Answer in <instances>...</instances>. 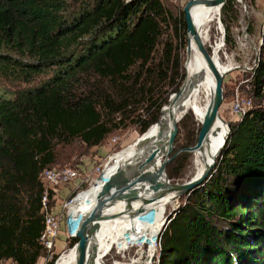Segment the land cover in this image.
<instances>
[{
    "label": "trees",
    "instance_id": "obj_1",
    "mask_svg": "<svg viewBox=\"0 0 264 264\" xmlns=\"http://www.w3.org/2000/svg\"><path fill=\"white\" fill-rule=\"evenodd\" d=\"M237 19L233 0L228 47ZM183 29L185 49V15L162 0H0V264L45 256L42 175L58 148L158 124L178 92ZM252 77L258 105L231 123L211 177L183 197L158 264H264V57Z\"/></svg>",
    "mask_w": 264,
    "mask_h": 264
},
{
    "label": "rangeland",
    "instance_id": "obj_2",
    "mask_svg": "<svg viewBox=\"0 0 264 264\" xmlns=\"http://www.w3.org/2000/svg\"><path fill=\"white\" fill-rule=\"evenodd\" d=\"M162 1L165 5L172 8L175 11L176 15L181 18L182 14L184 13V7L189 0ZM241 1H243L244 4L235 1L238 19L235 20L232 26L233 43L230 45V47H228L226 44V28L223 25L222 17V25L218 24L217 18V21H212L205 30V38L207 42L205 45L208 49L211 48V52L213 55L217 44L221 40L223 41L221 63L223 67L228 70L229 74L226 76L224 82L225 98L220 109V114L221 117L230 124V126L231 123L235 124L240 120H238L232 112V108L234 107L236 101L239 99L238 96L245 101H251L252 109L254 106L258 105V101L255 98L253 92V87L250 83L253 78L252 74L254 73V70L258 67L260 60L264 57L262 50V39L264 35V0ZM246 33L248 35H246ZM181 36L182 37H180L179 41V51L181 55L180 71L182 77L180 76L178 79V91L179 89H181L180 87L182 82L183 86L186 81V64L188 60L189 47V41L187 38V47L184 49L186 43V35L184 29L181 31ZM104 40L105 39L103 38L102 42H104ZM173 91L174 88L171 89L168 98H170V96L172 97L175 94ZM198 100L199 107L203 108L206 106V97L200 96ZM169 101L170 100H168L167 104H169ZM261 103L264 104V100H262ZM164 108L162 109L164 110ZM189 113L190 115H192L191 118L183 120L184 117ZM151 114L152 112L147 113L144 116V120L147 118V120H149L151 118ZM181 122L183 123L181 124ZM201 125L202 122L198 118L194 109H190L189 111H187L183 118L179 120V131L175 142V152H179L176 160H180L182 158L181 166L178 164H172L165 168V174L167 175V178L169 179L171 184H182L190 181L194 179L204 168V162L199 152L188 156L184 151L185 149L190 148L195 144L197 135L201 129ZM141 127L142 126L139 123L136 125H132L128 129H125L123 131H118L111 135L101 146L98 147L88 148L84 145L76 144L66 149H63L62 147L61 149L58 148L60 158L58 159V163L54 169L62 170L70 168L78 172H83L85 170L87 172L91 171L93 167L97 166H102L105 169L107 166H109V163L113 168L117 165V163L129 158H125V155L130 153V151L134 149L138 150V140L146 136L153 128L151 127V129L145 135H141ZM222 143L223 141L220 143L219 148ZM108 171H105L104 174ZM104 174L102 172L101 176L95 175L92 181L89 180L85 183L86 185L80 187L79 189H77L74 185H66L57 186L52 190V187H50L45 182L46 187L51 189L54 193V198L51 200V207L54 213L58 214V217L62 219V224L59 238L55 243V247L50 253L46 251L45 256L39 260V264H48L49 262L53 261L54 258H56V264H59V261L63 257L68 256L75 249L77 244L73 246L72 239L74 238L71 234L74 221L78 213L86 206L85 204L93 194L95 182L98 181V179ZM84 179L85 178H82V180ZM76 182L79 183L78 181ZM42 183L44 184L43 177ZM78 194L80 195L77 197ZM183 197L178 199L175 203L169 204L165 207L166 219L168 218V216H170L171 219L174 213H176V211L182 204L181 202L184 199ZM73 200V203L75 205L71 208V215L73 216L72 218L70 217L69 208L70 203H72ZM160 212L161 210H157L152 214L145 212L143 216L138 218L140 220V223L136 225V228L134 230L129 229L124 231L121 240L114 245L117 246L121 251L116 247L113 248L111 252H109V254L102 259L103 263L150 264L153 258L152 264H158L161 245L160 238L170 224L169 219V221H166V224L164 223L162 227L163 221ZM117 224V222H110L105 225L102 230H104L109 225L111 226ZM69 225L70 227L72 225L70 229ZM137 228H139L138 231ZM154 232L157 234V236L155 242H152Z\"/></svg>",
    "mask_w": 264,
    "mask_h": 264
},
{
    "label": "water",
    "instance_id": "obj_3",
    "mask_svg": "<svg viewBox=\"0 0 264 264\" xmlns=\"http://www.w3.org/2000/svg\"><path fill=\"white\" fill-rule=\"evenodd\" d=\"M200 0H189L184 7L185 21L187 25V38L189 43H193L202 57L205 59L209 70L211 71L215 79V92L212 101L209 105L206 117L201 125V129L197 135L196 142L190 148L185 149V154L188 156L199 152L204 147V143L208 140L209 134L220 120L228 129V134L226 139L219 150L216 158L209 163L205 171L197 178L187 181L182 184H171L169 179L165 183H159L157 175H152L149 178L147 184L143 186L144 190H141L144 194L141 195L140 187H136L137 184L141 183L143 171L148 167L147 164H141L139 166V174H135V165L137 161L128 159L123 163L121 167L118 168L116 174L111 176L109 179L105 180L103 184V189L97 196L96 203L94 207L88 211L81 220L80 228L72 235L73 238L78 239L79 242L76 245L77 249V260L76 264H96L98 260V234L102 230L103 226L108 223L123 218L125 216L135 215L136 212L135 204L141 202L144 205L149 204H163L168 205L172 203L175 199L181 198L185 195L190 194L196 188L203 185L212 175L214 169L217 166L216 159L220 158L228 144L230 139L232 129L230 124L221 117L220 109L224 102V82L225 78L229 73H222L218 68L214 55L207 48L193 18V9L199 4ZM233 0H210L205 2V8H215L219 9L218 24L222 25L221 17L222 11L231 3ZM238 3H243L241 0H234ZM246 35H248L246 33ZM224 40V36H223ZM191 86V84H190ZM163 115V109L161 111V117ZM160 117L159 125L162 124V119ZM179 121H176L172 134L168 142V154L165 157L164 154L157 148V144L163 145V133L161 130L157 131L156 138H151L149 136H144L140 138L137 142L140 149H147L151 153V159H162V164L158 167L156 174L161 170L167 168L172 164H178L181 166V159L176 160L179 152H175V142L178 135ZM217 159V160H218ZM95 183L97 185L99 180ZM153 181V182H152ZM150 185V186H149ZM152 195L149 196V194ZM173 195L170 200L165 201V198ZM140 213V212H137ZM170 216L166 219L168 222ZM170 222V221H169ZM166 224V223H165Z\"/></svg>",
    "mask_w": 264,
    "mask_h": 264
},
{
    "label": "bare ground",
    "instance_id": "obj_4",
    "mask_svg": "<svg viewBox=\"0 0 264 264\" xmlns=\"http://www.w3.org/2000/svg\"><path fill=\"white\" fill-rule=\"evenodd\" d=\"M208 1L210 0H200L199 4L196 5V7L193 9V18H194L195 24L205 44L207 43L206 38H205V30L207 26L212 21L214 20L217 21V18L219 17V9L205 8L206 6L205 2H208ZM222 45H223V41L221 40L217 44L214 50V59L220 71L222 73H228V70L225 67H223L221 63ZM186 70H187L186 81L184 85L181 87V89L176 94H174L171 97L169 104L163 110V115L161 117L162 124L159 125L158 123L157 125H155L151 129V131L146 135L151 138L152 137L156 138L155 135L157 131L159 130L162 131L163 145L157 144V148L161 150V152L164 154L165 157L168 154V142L172 134V131L174 129L176 121L181 120L183 116L187 113V111H189L190 109H194L198 118L203 123L206 117V114L208 112L209 105L214 96V92H215V79L211 71L209 70L205 59L202 57V55L199 53L196 46L192 42L189 43V47H188V60L186 64ZM200 96L206 97L207 104L203 108L199 107L198 99ZM227 134H228V129H227ZM227 134H226V126L223 124V122L219 120L217 124L215 125V127L213 128V130L211 131V133L209 134L208 140L204 143V146H203L204 148L199 151V154L204 162V168L195 178L199 177L205 171L207 165L211 163L214 158H216L219 150L221 149L226 139ZM222 141L223 143L219 148V145ZM150 157H151V153L149 150L140 149L138 147V150L134 149L130 151V153L126 154L125 158L127 159H124L123 161L117 163L115 167L112 168V165L109 163V166H107L105 171H108V170L110 171L106 172L102 176V178L99 180V183L94 186L93 194L90 196L89 200L85 204L86 206L78 213L74 221L71 234L73 235L80 228L82 218L88 211H90L94 207L96 200H97V196L100 194V192L103 189V184L105 180L109 179L111 176H114L118 168L121 167L123 163L127 161L128 159H132L133 161L138 160L137 164L135 165V170H134L135 174H139L138 171H139V166L141 164L148 165L145 171H143V174H141L142 176H144L142 178L141 183L137 184L136 187L142 188L143 186H146L148 183L151 184L150 182H148V180L149 178L151 179L152 175L154 174L158 176L156 180L159 183H165L167 181L165 169L161 170L158 174H156L158 167H160V165L162 164V161H161L162 159H151L150 160ZM217 159L216 161H218ZM141 190H144V188H142ZM141 190H140V193L141 195H143L144 193ZM150 195H152V193H150L149 196ZM172 196L173 195H170L167 198H165V201L170 200ZM178 199L180 198L175 199L172 203H169V204L175 203ZM73 205L75 204L73 203L72 206ZM168 205H163V204H158V203L144 205L141 202H137L135 204V209H136V212L134 213L135 215L125 216L123 218L114 220L112 222H117L118 223L117 225H111V226L109 225L104 230H101L97 238L99 252H98V260L96 264H104L102 259L107 254H109V252L112 250L114 245L118 241L121 240L123 232L129 229L134 230L136 228V225L140 223L139 222L140 220L138 218L143 216L145 212L152 214L156 212L157 210H161L160 215H162V221H163L162 227H163L164 223L166 222L165 207ZM137 212H140V213H137ZM71 217L73 218L72 215ZM71 227L69 225V229ZM138 230L139 228H137V231ZM156 236L157 234L154 232L153 237H152V242H155ZM76 260H77V249L75 247V249L71 252V254H69L66 257H63L59 261V264H76Z\"/></svg>",
    "mask_w": 264,
    "mask_h": 264
},
{
    "label": "built area",
    "instance_id": "obj_5",
    "mask_svg": "<svg viewBox=\"0 0 264 264\" xmlns=\"http://www.w3.org/2000/svg\"><path fill=\"white\" fill-rule=\"evenodd\" d=\"M238 98L239 99L236 101L234 107L232 108V112L234 116H236L237 119L238 120L240 119L239 121H241L248 114V112L252 109V103L251 101H245L241 99L239 96ZM106 168L104 169V167L102 166H97V167H93L91 171H87V172L86 170L83 172H78L70 168L62 169V170L48 169L43 173L42 177H43L44 184L46 182L50 187H52V190L53 188L57 186H66V185H74L77 189H79L80 187H83L84 185H86L85 183L88 182L89 180L92 181L95 175L101 176L102 172L104 174ZM82 178H85V179L82 180ZM76 181H78L79 183H77ZM52 190L47 188L45 184V192H44L42 203H41L42 205L41 213L45 217V227H44V231L41 236V241L48 253L52 252L53 248L55 247V243L59 238V234L61 231V224H62V219L58 217V214L54 213L51 207V200L54 198L53 197L52 199H50V193L52 192ZM80 194H78L77 197ZM74 200L72 201V203H70V208H69L70 217H71V207H72ZM115 247L118 250H120L117 246H114L113 248ZM156 251H157V246H156ZM160 251H161V245H160ZM152 261H153V258L150 264H152ZM5 264H15V263H13L12 261H8ZM138 264H143V263H138ZM145 264H148V263H145Z\"/></svg>",
    "mask_w": 264,
    "mask_h": 264
},
{
    "label": "crops",
    "instance_id": "obj_6",
    "mask_svg": "<svg viewBox=\"0 0 264 264\" xmlns=\"http://www.w3.org/2000/svg\"><path fill=\"white\" fill-rule=\"evenodd\" d=\"M74 206V205H73Z\"/></svg>",
    "mask_w": 264,
    "mask_h": 264
}]
</instances>
